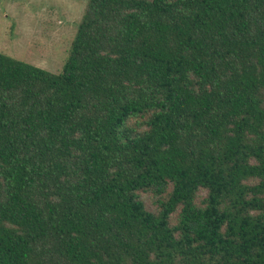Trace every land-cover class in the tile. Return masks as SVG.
<instances>
[{
  "label": "trees",
  "instance_id": "16d2710c",
  "mask_svg": "<svg viewBox=\"0 0 264 264\" xmlns=\"http://www.w3.org/2000/svg\"><path fill=\"white\" fill-rule=\"evenodd\" d=\"M0 264H264V0H86L59 72L0 52Z\"/></svg>",
  "mask_w": 264,
  "mask_h": 264
},
{
  "label": "rangeland",
  "instance_id": "374dc122",
  "mask_svg": "<svg viewBox=\"0 0 264 264\" xmlns=\"http://www.w3.org/2000/svg\"><path fill=\"white\" fill-rule=\"evenodd\" d=\"M86 0H0V52L59 72ZM145 201L150 196L144 194Z\"/></svg>",
  "mask_w": 264,
  "mask_h": 264
}]
</instances>
